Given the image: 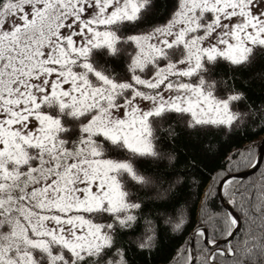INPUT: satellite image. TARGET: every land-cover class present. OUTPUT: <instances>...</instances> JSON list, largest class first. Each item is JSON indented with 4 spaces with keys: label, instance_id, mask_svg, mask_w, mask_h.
<instances>
[{
    "label": "snow or ice",
    "instance_id": "6c2138e0",
    "mask_svg": "<svg viewBox=\"0 0 264 264\" xmlns=\"http://www.w3.org/2000/svg\"><path fill=\"white\" fill-rule=\"evenodd\" d=\"M245 80L264 87V0H0V264H135L183 236L217 158L201 211L219 188L239 214L199 219L181 264H264L234 174L264 154L238 146L264 133Z\"/></svg>",
    "mask_w": 264,
    "mask_h": 264
},
{
    "label": "trees",
    "instance_id": "16d2710c",
    "mask_svg": "<svg viewBox=\"0 0 264 264\" xmlns=\"http://www.w3.org/2000/svg\"><path fill=\"white\" fill-rule=\"evenodd\" d=\"M244 83L250 87V95L253 97V99L258 98L261 95V92L264 91V87H262V84L259 80H245ZM261 135H264V133L253 135L249 138H243L240 140L238 146L243 148L245 145L251 143L252 140H259ZM175 148L177 150V156L179 160V163L176 164V167L181 170H185V159H187L189 162H192L193 160V155L195 154L194 145L191 142L187 141L183 136H180L175 142ZM258 150L259 147H257L256 149L257 154L259 152ZM166 164L167 162L165 161L162 163V166ZM221 164H224V160L222 158L209 159L205 160L204 163L198 164L199 170L203 173V176L201 177V179L203 180V186L200 190V199L196 200L195 211L191 216L192 223L186 229V231H184L183 236H181L180 233H174L170 236L164 237L158 244L157 248L149 256H135V264H145V260L147 261V264H181V257L178 255V249L185 243V241H187V233L196 226V223L199 221V219H203L205 221V227H211L209 223L211 217H213L214 215L219 216L223 212H228L224 208L220 200L218 188L216 189V195H209L207 197L206 202L203 206V211H201L200 200L205 199L203 193L208 190L209 184L212 183V177L215 176L217 177V179L220 178L217 174L221 172ZM249 168L250 167L237 170L235 171V173L246 171ZM241 180H243L244 183L253 186L250 191V195L254 198V205L257 208L264 206V159L260 169L256 173ZM225 200L227 201V198H225ZM230 206L232 207V205ZM234 211L239 214V209H234ZM257 223H259L258 220ZM247 230L248 229L245 228V231ZM260 235V232L254 231L253 236L249 237V239H258ZM247 242V239L240 237L235 239L233 241V244L237 246H243Z\"/></svg>",
    "mask_w": 264,
    "mask_h": 264
},
{
    "label": "water",
    "instance_id": "95a60500",
    "mask_svg": "<svg viewBox=\"0 0 264 264\" xmlns=\"http://www.w3.org/2000/svg\"><path fill=\"white\" fill-rule=\"evenodd\" d=\"M263 158H264V154H261V149H260V152H259V158H258V161H257V167L255 168H251L249 169L248 171L246 172H240V173H234L238 179H245L249 176H251L252 174H254L255 172H257L262 164V161H263ZM219 197H220V200L224 206V208L229 212V211H233L234 214H237L233 208L227 204L226 200L224 199L223 197V193L222 191L219 189Z\"/></svg>",
    "mask_w": 264,
    "mask_h": 264
},
{
    "label": "rangeland",
    "instance_id": "374dc122",
    "mask_svg": "<svg viewBox=\"0 0 264 264\" xmlns=\"http://www.w3.org/2000/svg\"><path fill=\"white\" fill-rule=\"evenodd\" d=\"M259 152H260V148H259V150H258ZM259 152H258V158H259ZM258 158H257V161H258ZM264 159V158H263ZM262 163H263V161H262ZM262 165V164H261ZM261 167V166H260ZM252 167H250L249 169H251ZM248 169V170H249ZM260 169V168H259ZM248 170H246V171H248ZM246 171H243V172H246ZM256 173V172H255ZM218 193H219V188H218ZM224 197V196H223ZM225 199V198H224ZM227 202V201H226ZM228 204V203H227ZM234 210V209H233ZM234 241V240H233Z\"/></svg>",
    "mask_w": 264,
    "mask_h": 264
}]
</instances>
